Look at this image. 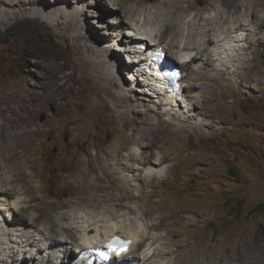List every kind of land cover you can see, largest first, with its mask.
Returning <instances> with one entry per match:
<instances>
[{
  "label": "rangeland",
  "instance_id": "rangeland-1",
  "mask_svg": "<svg viewBox=\"0 0 264 264\" xmlns=\"http://www.w3.org/2000/svg\"><path fill=\"white\" fill-rule=\"evenodd\" d=\"M102 1L103 7L100 8L97 6V2L100 3V1L71 0L73 8L83 9L79 11L83 13L81 17L83 22L81 34L85 37L84 41L75 39V33L72 31L75 28L74 26L66 30L64 28H67V24L61 25V20L58 24H53L51 16H48V19V17L42 16V18L40 15L35 14L36 6H29L30 8L21 10L17 5L10 9L13 15H9L4 9H0V148H5L9 143L4 142L5 135L7 136L8 133V135H15L21 131L20 127H24L22 121L17 119L18 117H13L8 113L7 105L9 102L7 101L9 97H16L17 107L24 104L29 105L32 95L29 89L35 84L41 86L43 82H39L40 78L46 77L48 82H52L55 72L61 79L64 76L69 77L75 74L72 80L67 83L65 90L60 92V96L65 99L58 103L59 106L54 102L48 104L45 113H41L36 119L37 128L45 125L47 131L49 128L56 126L57 129L53 130L56 135L50 136L47 132H40L42 134L38 135L34 132L33 134H26L27 136L18 135L15 140L17 142L14 144L18 146L13 151L19 158L17 157L14 161L15 165L13 167L29 177L30 186L40 187L36 192L38 197L41 198V195H43L41 193L42 186L46 194L44 201L57 202L58 193L61 189L57 178H60L61 174L69 175V172L58 168L57 164L60 163L61 158L69 153L71 148L76 147L75 143L72 142L73 129L76 126H81L80 128L85 131L80 142H88L84 143V146L88 148V153L92 156L97 153L98 145L101 147L100 158L106 160L105 164L107 166L110 164L113 178L112 184L106 183L107 179H105L103 187L106 185L109 189L99 193L95 199L96 201L90 203L89 198L78 199L74 197L62 199L66 206L57 210L54 213V218H59L61 214L69 215L70 220L59 224L72 227L73 237H69L62 232L55 235L50 230H45L44 225H40L41 232L39 230L36 233L37 231L33 229L30 233L38 234L35 238L43 242L39 243L38 247H24L23 244L20 246L19 243L21 241L19 237L23 232L16 230L19 229L18 227L14 228L11 227L12 225L7 226L4 224V233L0 236V264H71L73 257L70 258L71 260H66L64 257L58 260L60 254H55L56 252H53L55 254L53 261L49 259V250L44 251L46 238L53 239L56 242L68 239L69 242L75 243L80 237L79 230L81 226L84 223H94L98 220L106 222L107 230L112 227L127 233L134 228L142 230V222H146V219L142 216V211L149 206V199H161L168 201V204L173 203L176 205L178 201L198 198L199 208L204 210L209 208V211L193 216H189V214L188 216L192 219L181 220L179 231L183 229L181 232L184 233V238L188 236L199 237L201 241L204 240L210 245L220 244L229 230L228 225L238 233L244 226L250 227L252 231L251 224L256 222L258 224L259 222L263 223L264 227V43L259 45L244 41L243 45L247 47L246 49L249 52V60L240 61L242 63L235 62L227 69L223 64V60L221 61L224 58L221 57L219 61L215 60L213 62L220 67V70L224 71L225 75L221 78L215 74L216 70H212L210 74H215V81H208L204 84L199 82V84L196 80L197 76L191 73V67L194 70L197 69L196 71L202 70V73L210 69L209 59L206 56L208 53H205L206 55L204 54L205 56L201 59L199 57V61L191 63V67L188 69L184 64L179 63V51L176 46L174 47L176 42L180 43L181 38L176 39L168 33L162 35L159 31L162 30L160 24L158 26L155 24H151V26L141 25L146 23L142 22L143 16L140 13H135L134 7L122 4V6H119L122 10L114 9L111 1ZM223 3L224 0H196L195 2L191 0V14L200 13L204 18H208L207 16L213 18L215 17L213 7L215 5L223 7ZM37 7L44 8L42 4ZM254 9H251V12L256 13L255 16L258 15L257 17L263 19L264 0H258V5ZM166 11L169 12L167 7ZM133 13L136 17L128 20V16ZM175 18L179 19L178 16ZM122 21L123 24L124 21L125 23L130 22L131 28L121 27ZM137 24L149 26V31L153 27L151 32L153 36H151L155 38V33L160 37L162 36L161 42L160 39H156L155 42L159 43L163 49L165 48L167 52L166 60L179 64L183 72L187 74L183 94L186 96L185 100L191 105L193 104V111L188 112L187 108L184 107L181 109L176 108V106L167 107L165 105L170 104V102L157 100L155 98L157 96L153 95L142 81L139 80V84L136 85L129 80L132 77L125 70L123 61L127 65L129 63L122 54L121 56L118 55L121 52H118L116 48L118 45L124 46V44H127L122 41L126 38L124 33L129 35L136 33V30H138ZM215 25L218 31L221 29L219 36L222 29L228 28L227 24H223L219 20L215 22ZM249 29V32L254 31L252 28ZM62 32L67 36L65 41L61 37ZM249 32L247 31L246 34ZM239 36L241 37V35ZM174 40L176 41L174 42ZM220 44H223L224 47L227 43L221 42ZM219 50L214 49V54H217ZM98 52L104 53L101 57L105 62L109 59L113 63L120 56V64L115 66L112 69L113 71L110 70L109 72L108 70L107 75L109 78H105L103 74L96 75L101 72L100 65L94 64V61L97 63ZM191 54L195 55L196 51H191ZM85 61L90 63L87 67L88 81L84 88L81 82H75V78L81 76V72L77 68L83 62L85 64ZM113 79L118 87H112L113 83L111 81ZM60 82L63 83V81ZM196 82L197 84H195ZM39 89L37 91L40 93L41 89ZM96 89L101 91L99 96L95 94ZM130 90L132 91L130 92L131 96L143 103V107L138 110L132 111L125 106L129 104V101L121 93ZM120 97L123 98L120 99ZM161 102L163 103L162 106ZM181 103L184 106V101H181ZM98 104L104 109L102 115H98L99 112H94L95 107H99ZM103 104L105 107L102 106ZM104 114L107 116H103ZM188 115L194 116V119L189 123L185 122ZM10 119L15 120L14 125H12ZM149 119H152L157 127L154 128L156 129L154 131L155 138H157L154 145L159 147L156 148V151H158L156 157L158 159L167 157L170 160L162 166L146 165L140 161V154L144 152V149L136 140L139 135L134 127L139 125L143 130L152 132L153 128L150 126ZM161 119L169 120L177 127L184 126L186 132L184 134L181 132L184 137L182 135H180L181 137L178 135L171 137L167 134L164 136L158 129ZM63 120L65 122L66 120L72 121L71 124H66L63 123ZM108 120H111V122ZM108 125L110 126L108 127ZM138 132L143 131L139 130ZM30 134L31 136H29ZM95 136H98V138ZM187 136L189 139L185 138ZM188 142L190 143L188 144ZM123 144L124 147H122ZM142 144L147 145V141ZM118 151H123L124 154L121 165H115L113 161L108 160V156ZM130 153H132V157H129ZM85 156L86 153L83 154V157ZM75 180L78 179L75 178ZM1 182L3 184L2 179ZM3 185H6V183L4 182ZM186 186L188 189L185 188ZM150 191L155 192L153 197L149 195ZM80 193H83V190ZM122 193H128L134 197L133 199L123 200L122 204L119 205L120 208L117 204L121 200ZM112 198L117 201L110 203L109 199ZM3 200H7V204H11L10 207H15L12 204L15 202L19 206L41 205L40 200L32 201L30 202L32 204H30V197L25 194L9 195ZM173 200L176 202H172ZM93 203L96 206L92 205ZM9 206L4 207L6 215H11L9 213L12 212V207ZM30 215H37L34 207L30 210ZM17 218L21 217L18 216ZM134 223L136 226H133ZM161 233L166 236V231L163 230ZM217 241L218 243H216ZM149 243H152V241H149ZM41 247L42 249H39ZM154 247L162 249V240H158ZM228 247L230 248L231 245H228ZM145 250L146 247L137 250L135 257H131V260L143 264L138 255L143 254ZM72 254L76 255L77 253L71 249ZM13 255H15V258ZM181 259L180 257L177 259L172 257L163 261L158 260L155 263L153 260L151 263L177 264ZM206 263L210 264V261H206Z\"/></svg>",
  "mask_w": 264,
  "mask_h": 264
},
{
  "label": "bare ground",
  "instance_id": "bare-ground-1",
  "mask_svg": "<svg viewBox=\"0 0 264 264\" xmlns=\"http://www.w3.org/2000/svg\"><path fill=\"white\" fill-rule=\"evenodd\" d=\"M97 1H100V3H98ZM109 1H111L112 4L114 5V7H112L114 9L115 8L120 9L119 6H122V4L123 5L127 4L128 6L134 7L135 13L136 14L140 13L143 16L142 22L144 21V23H146V24H141V25H150L151 26V24H155L158 26V24H160L162 30H159V31L162 35L168 33V35L169 34L173 35L176 39L181 38V40H179L180 43L176 42L174 44V47L176 46V48H178V51H179V59H180L179 63L184 64L188 69H190L191 63L193 64L195 61H199V59H198L199 57L201 59L203 56L206 55L205 53H208V51H210V50H214V49L216 50V48L220 49L219 50L220 59H221V57L224 58V59H221V61L223 60L224 66L227 69H229L230 65L235 63V62H240V61L245 62V61L249 60V57H248L249 52L246 49L247 47H245V45H243L244 41L246 43H257L259 45H261V43H264V18L261 19V18L257 17L258 15L255 16L256 13L251 12V9L255 10L254 8L258 5V0H238V1L237 0H224V3L222 4L223 7H219L216 5L213 7V11L215 12V17H213V18L209 17V16H207L208 18H206V17L204 18V17H202V15L200 13H198V14L196 13V14L192 15L191 14V11H192L191 0H165V1L163 0L162 2L160 0H109ZM195 1L196 0H192V2H195ZM96 2H97L98 7H100V8L103 7V5H102L103 1L102 0H96ZM41 4L44 6L43 9L37 7ZM17 5H19L21 10H25L26 8H30L29 6H31V7L36 6L35 7L36 8L35 14L40 15L41 17L43 16L45 18H47L48 16H51L52 17L51 22L53 24H55V23L58 24V22L61 20L62 21V22H60L61 25H64V23L67 24V28L66 27L64 28L66 30L68 28H70L71 26H74L75 28H73L72 31L75 33V39L78 41H84L85 40V37L83 36V34H81V30L83 28V22H82L81 17L83 16V13H82V11H79L80 9L81 10H83V9L78 8L79 10H77V9L73 8L71 0H52V1H50V0H0V9H4L6 11V13H8L9 15L10 14L13 15V13L11 12L10 9L14 8ZM80 5H81V3H80ZM166 7L168 8V11H169L168 13L166 11ZM120 10H122V9H120ZM127 10H128V8H127ZM33 12H34V10H33ZM125 14H127V13H125ZM177 16L179 17L178 20H177V18H175ZM134 17H136V16L133 13L132 15L128 16V20H132V18H134ZM186 17H189V18H186ZM48 19H49V17H48ZM217 20H219V22H223V24H227V26H228L227 29H225V30L222 29V33L220 34V36H219V31H221V29H219V31H218V28L216 27V25L214 26V24ZM129 23H125V21H124V24H123V21H122V24L120 26L124 27L125 29H129V28H131ZM223 26H225V25H223ZM148 27L149 26L138 25V28H137L138 30H136V33H131L130 35L122 32V33H124V36L126 35V38L122 41L124 43H127V44H124V46L118 45L116 50L118 52H121L123 50V48L126 47L125 45H129L131 43H132V45H134V44L138 43L139 39H142V38H140V34H145L149 38V40H151V42L149 43V46L154 45L153 47L160 48L161 45H159V43H157L155 41H156V39L157 40L160 39V42H161L162 36L160 37V35H157L155 33L156 36L154 35L155 38H153L152 37L153 35L151 34L153 27L150 28V31H149ZM249 28L254 29V31L251 30L249 32V30H250ZM247 31L249 32L248 34H246ZM134 32H135V30H134ZM238 33H240L239 35H241V37L239 35H237ZM61 34H62L61 37L65 41L67 39V36H65L66 34L63 32ZM119 34H121V33H119ZM214 36H215V38H214ZM198 37H200L199 41H198ZM171 38H173V37H171ZM175 41L176 40H174V42ZM221 42L227 43V44H225V46L223 47V44H220ZM196 44H197V46H196ZM109 46H111V45L109 44ZM213 47H215V48L213 49ZM143 50L145 52H147V54H149V51L146 50V48H144ZM163 50L165 51V48ZM182 51H190V52L196 51V54L194 55L191 62L185 63V62H182V59L185 58L186 55H184V56L181 55ZM97 55H98V60H96L97 63L94 61V64L100 65V68H101L100 71L101 72H98L96 75L103 74V75H105V78H106V77H108V75H107L108 70L110 72V70H112L115 66H118L120 64V60H119L120 58L119 57L121 56V53L118 54V55H120V56H118V59L113 61L114 64L109 59H108V61L106 60L107 62L103 61V58L101 57L102 55H104L103 52H98ZM208 55H206V56L209 59V61L208 60L207 61H208L209 66L211 67L210 69L205 70L202 73L201 72L202 70L196 71L197 69L194 70V68L191 67V73L195 74L197 76L196 77L197 79L196 78L195 79L197 80L198 83L200 82L201 84H204L208 81H215V78H214L215 74L220 76L221 78L225 75L224 71L220 70L219 69L220 67L218 65L214 64L213 61H215V59L209 53H208ZM165 58H167V52H166ZM219 60H217V61H219ZM205 61H206V59H205ZM242 62H240V63H242ZM89 63L86 62L84 64V62H83V64L80 65L79 68H77L81 72V76L75 78V82H77V81L81 82L83 84L84 88H85L86 82L88 81L87 67H88ZM149 65H151V64H149ZM142 67H144V65ZM92 69L94 70V68H92ZM212 70H214V71L216 70V73L211 75L210 73H212V72H210V71H212ZM95 71H96V69H95ZM128 72H129V75H131V77L133 79V77H135V74H133L134 72L131 69H128ZM74 76H75V74H73L69 77L64 76L61 79V77L58 76L57 72H55L52 82H48V80H47L48 78H46V77H43L42 79L40 78L39 82H43L42 85L39 86L38 84H35V85L31 86L29 89L30 92L32 93L31 98H30L31 101H30L29 105L24 104L23 106L17 107L16 106L17 101H16L15 96L9 97V100L7 101V102H9L7 105L8 106L7 107L8 113L11 114V116H13V117H18L17 119L19 121H22V124L24 127H20L21 131L19 133H16L15 135H11V134L8 135L9 133L7 134V136L5 135L4 136V142L6 141V144L8 142L10 144L8 143V145L5 148L4 147L0 148V236L2 233H4V231H3V227H5L4 224H6L7 226L12 225L11 227H14V228L18 227L19 229H16V230L23 232V234L19 237L21 239V241L19 242L16 240L17 242L20 243V246H21V244H23L24 247H26V246L38 247L39 243L43 242L42 240H38L35 238V236H38V234L37 235L33 234V232L30 233V231H32L33 229H35L37 231L36 233H38L39 230L41 232V229L39 228L40 225L41 226L44 225L43 227L45 230H50L51 232L55 233V235L58 232H62L69 237H71V236L73 237L74 232H73L72 227L61 226L59 224L60 222L70 220L69 215L61 214L59 218H54V213L57 210L61 209L62 207L66 206V203L62 202V199L67 198V197H74V198H78V199L89 198L90 203H91L92 201H96L95 199L98 197L99 193L104 192L105 190L109 189V187L106 185H104V187H103L105 179H107L106 183L112 184L113 178H112V174H111V166H110V164L107 166L105 164L106 160H104V158H103V160H102V158H100V153L102 151L101 147L98 145L97 153L94 156H92V154L88 153L89 152L88 148L84 146L85 145L84 143H86L87 141L80 142L81 139H83L82 138L84 136L83 132L85 131V130L83 131L80 128L81 126H76L73 129L74 130V133H73L74 137H73L72 142L75 143L76 147L72 149L69 146L71 148L69 150V153H67L63 158L60 157L61 158L60 163L57 164L59 166L58 168H60L63 171L69 172V175L61 174L60 175L61 179L57 178L58 185L61 187V189L58 193L57 202L50 203V202L44 201L46 198V194L44 193V187H42V186H41V193H43V195H41V198L38 197L36 192H37V189L40 187L38 186V188H35L36 185L30 186L29 177L27 175H25L24 172L13 167L15 165L14 161H16V159L18 157L17 154L13 151L18 146V145H14L17 142V141L15 142V140L18 137V135L25 136L26 134L28 135L29 133L33 134V132L37 133V135L42 134L40 132H47V133H49L50 136L56 135L55 132L53 131V130L57 129L56 126L49 128L47 131L45 129V125L41 126L40 128H37L36 126H38V125L36 124V119H38V116L41 115V113H45V111L47 110L48 104H50L52 102L58 104L62 99H65V98H62L60 96V92L65 90L67 83L69 81H71ZM186 76H187V74H185V72H183V78L184 79L182 78V80H181L183 87H185ZM141 78L143 79L142 83L147 86L146 88H148L153 95L157 96V97H155L157 100H159V101L160 100H166V101L170 102V104H167V105L164 104L165 106H167V107L168 106H176V108L178 107L179 109L184 107V108H187L188 112L193 111V107H192L193 104L191 105V103H189V102H187V100H185L186 96L183 95L182 91L180 92L179 96L170 95V94L165 95L163 92H159V88L161 86L160 82H158L156 77H154L150 72H144L142 74ZM141 78H139V79L136 78L132 82L137 85V84H139L138 81L139 80L141 81ZM129 80L131 81V78ZM194 80H192V81H194ZM60 81H63V83ZM112 81H114V82H112ZM112 81H111V83H113L112 87H118V84L115 82V80L113 79ZM197 82L195 84H197ZM38 88L41 89L40 93L37 91ZM100 92L101 91L96 89V92H95L96 96L97 95L99 96ZM130 92H132V91L131 90L127 91V92L122 91L121 94L125 95L124 98L127 101H129V104L125 105L124 103H122V102L121 103L123 105H125L126 107H128L129 109H131L132 111L138 110L141 107H143V103H141V101H139L137 99H134L133 96H131ZM122 98L123 97H120V99H122ZM24 100H25V98H24ZM27 101H28V99H27ZM181 101L182 102L184 101V106H182ZM110 102H111V100H110ZM156 102H158V101H156ZM162 105H163V103L161 104V106ZM58 106H59V104H58ZM102 106H104V104ZM109 107H108V109H109ZM191 107H192V109H191ZM95 108L96 109L94 112L95 113L99 112L98 115L103 113L102 110H104V109L101 108L100 105H99V107L97 106ZM81 113H82V111H81ZM176 114H178V113H176ZM98 115H97V117H98ZM190 115H188L186 117L185 122L189 123L190 121H192L194 119V116L193 115L190 116ZM103 116H107V115L104 114ZM7 120H8V118H7ZM10 120H11L12 125H14L15 120L14 119H10ZM63 121H64L63 123L67 124V123H70L72 120H66V122H65V120H63ZM108 121L111 122V120H108ZM149 122H150V126L153 128L152 132H147L146 130H143V128L139 125L134 127L137 130V133L139 135L136 138V140L139 143V145H142V148L144 149V152H142L140 154V161L146 165L150 164V165H154V166H162L163 164H165L169 160V158L162 157V158L158 159L156 157L158 154L157 153L158 151H156V148L158 146L155 147V145H154L155 139H157V138H155L154 131L156 129H154V128H157V127L154 125L152 119H149ZM83 124H81V125H83ZM134 124H136V123H134ZM109 126L110 125H108V127ZM158 129L160 132H162V134H164V136H165V134H167V135H170L171 137L174 135H178L179 137H181L180 136V135H182L181 132H183V134L186 132V129L184 128V126L177 127L175 124H173L169 120H163V119L160 120ZM2 130H3V128H2ZM139 130H142L143 132L139 133L138 132ZM96 134H98V133H96ZM29 136H31V134ZM45 136H47V135H45ZM1 137H3V136H1ZM95 137L98 138V136H95ZM41 138H40V140H41ZM185 138L189 139L188 136ZM179 140H181V139H179ZM145 141H147V145L144 146L142 143H144ZM36 142H37V140H36ZM79 143H81V144H79ZM189 143L190 142H188V144ZM25 144H26V142H25ZM124 144L122 145V147H124ZM21 145H22V143H21ZM38 145H40V144H38ZM32 147H33V145H32ZM67 150H68V148H67ZM42 153H44V152H42ZM85 153H86V156L83 157V154H85ZM106 156H107V154H106ZM129 157H132V153L129 154ZM123 158H124L123 151L122 152L118 151L117 153H114V154L112 153V155L108 156V160L113 161L115 165H121ZM151 160H152V162H151ZM96 161L99 162V165H98V162L96 164ZM22 163L24 164V162H22ZM106 167H108V168L105 169ZM186 167H187V165H186ZM186 169H188V168H186ZM77 176H79V177H77ZM75 178H77L78 180H75ZM1 179L3 181V184L5 182L6 185L2 184ZM80 187H82V188H80ZM185 188H187V186ZM82 190H83V193H80ZM153 191H154V189H153ZM23 194L30 197L31 201H29V203L32 201L40 200L41 205L38 206V205L33 204L32 206H28V205L27 206H19L15 202V203H12L13 205H15V207L11 206L12 212L9 213L11 215H6L4 207L9 206L11 204L9 203V201H8L9 205L7 204L8 199L6 201L3 199L7 198V196H9V195L11 196V195H23ZM154 194H155V192L149 193V195L152 197ZM133 197H132V195H130L128 193H122V197L120 198L121 200H119L118 204L117 203L116 204L118 207H120L119 205L122 204L123 200H128L131 198L133 199ZM114 201H117V200H115L113 198L109 199L110 203H115ZM197 201H198V198L190 199V200L185 199L182 202L178 201L179 203L177 202V204L174 205L173 203L171 204L170 202H169L170 204H168V201L166 202V201L161 200V199L160 200L149 199V202H148L149 206L144 208V210L142 211V216L144 217V219H146V222H144V223L142 222V227H143L142 230L140 228L139 229L134 228L128 233L126 231H123V230L120 231V230H118V228L115 229L116 227L115 228L112 227V228L107 230L106 229L107 226L105 224L106 222L103 220H98L94 223H88V224L84 223V225H82L80 230H79V233H80L79 239H77V241L74 240L75 243L69 242L70 240L68 241V239L66 241L60 240L59 242H56L53 239L46 238V240L44 242L45 243V247H44L45 250L44 251L49 250V253H50L49 259L52 261L54 259L53 257L55 256V254H60L58 257V260L61 259V257L62 258L64 257L67 260V259L71 258V249L74 250L75 253H79V251H77V249H79V248L82 250L83 247L87 246V245L92 246V245H96V244H98V245L107 244V242L110 241L113 236L118 235V236H120V238L123 237L125 240H129L131 244L129 246V252L126 255H124L123 257H121L120 259H117V260L115 259V261H114L115 264H118L120 261L131 260V257H135L136 251L143 248V247H146L145 252H143V254H140V256L138 255V258L140 257V259L143 261V264H152L151 262L153 260L155 263L158 260L163 261V260H167L168 258H172V257H175L176 259L179 257L182 258L177 264H207L206 261H210V264H264V227H263V223H261V222H259V224H258V222L254 223V224L252 223L251 224V227L253 228L252 231L250 230V227L244 226L243 228L240 229V231H239L240 233H238L235 230H232V227H230L228 225L229 230L227 231L225 238L223 240H221L219 245H210L204 240L201 241V239L199 237L194 238V237L188 236L187 238H184L185 237L184 233L181 232L183 229L181 231H179L180 230V221L183 219H192V217H189V216H193L194 214H199V213L202 214L205 212L207 213L209 211V208H207L206 210L199 208L200 205H198ZM43 202H44V204L42 205ZM98 202H100V201H98ZM172 202H176V201L173 200ZM30 204H32V203H30ZM92 205H95V203H93ZM33 207L35 208V210L37 212V215H35V216L30 215V210ZM110 212H111V210L109 209V213ZM18 216H20L21 218H17ZM112 217H113V215H112ZM133 226H136V224L134 223ZM21 227H22V229H21ZM109 227H111V226H109ZM121 229H123V228H121ZM35 230H34V232H35ZM163 230L166 231V236H164L161 233V231H163ZM12 236H13V234H12ZM158 240H162V245H163L162 249H159L158 247H154V244H156V242H158ZM10 241H11V238H10ZM149 241H152V243H149ZM216 243H218V241ZM228 245H231V247L229 248ZM92 247H95V246H92ZM39 249H42V247ZM53 252H56V253L53 254ZM89 253L87 254V256H89ZM51 254H53V255H51ZM13 256L15 258V255H13Z\"/></svg>",
  "mask_w": 264,
  "mask_h": 264
},
{
  "label": "clouds",
  "instance_id": "clouds-1",
  "mask_svg": "<svg viewBox=\"0 0 264 264\" xmlns=\"http://www.w3.org/2000/svg\"><path fill=\"white\" fill-rule=\"evenodd\" d=\"M140 38H142V39H139L138 43H136L134 45H132V43H131V44L127 45L125 48H123V50L121 51V54L124 56L125 60L129 63V65H127L123 61V66L125 67V70L128 72V69H131L134 72L133 74H135V77H133V79L131 78V81H134L136 78H138V79L141 78L142 74L144 72H150L154 77H156L157 81L160 82L161 86L159 88V92H163L165 95L170 94V95L179 96L180 92L182 91V93H183V91H184L183 84L181 81L183 78V70L181 69V66L176 64L177 66H179V68H178L176 66H173L175 63L168 62L165 58L166 52L161 47L160 48L153 47L154 45L149 46V43L151 42V40H149V38L145 34H140ZM144 48H146V50L149 51V54H147V52H145L143 50ZM208 53L215 60L220 59V56H219L220 52L219 51L217 54H214L213 50H210ZM181 55H183V56L186 55V57L182 59V62H185V63L191 62L193 57H194V55L191 54L190 51H182ZM149 64H151V65H149ZM143 65H144V67H142ZM164 67L171 68L172 70L177 71L180 74L179 83L181 86H180V91L178 93L172 92L171 86H169V84H167V82H165V80H163V78L161 76L163 73V70H160V69H162ZM141 81L143 82L142 78H141ZM116 237L120 238V236L117 235V236H113L112 239L116 238ZM121 238H123V237H121ZM110 241H108V242H110ZM108 242H107V244H108ZM107 244H102V245L96 244V245H92V246L104 249L107 246ZM92 246L87 245V246H84L82 250L80 248L77 249V251H79V253H77L76 255H74V254L71 255V258L73 257L71 264H88V263L98 264L99 261L96 258H94V260H93V258L88 259V256L84 257V253H88L89 252L88 248H90ZM83 251H85V252L82 253ZM128 252H129V250H128ZM128 252L122 253L119 255H113L107 264H115V262H114L115 259L116 260L120 259L124 255H126ZM80 254L83 256L82 261H79L78 263H76V258ZM121 263H126V264L137 263V264H139V261L125 260V261H120L118 264H121Z\"/></svg>",
  "mask_w": 264,
  "mask_h": 264
},
{
  "label": "snow or ice",
  "instance_id": "snow-or-ice-1",
  "mask_svg": "<svg viewBox=\"0 0 264 264\" xmlns=\"http://www.w3.org/2000/svg\"><path fill=\"white\" fill-rule=\"evenodd\" d=\"M117 243L120 244L119 241H117ZM110 247H111V246H110ZM113 250H114V251H123V250H125V248H124L123 244H121L119 248H113Z\"/></svg>",
  "mask_w": 264,
  "mask_h": 264
},
{
  "label": "water",
  "instance_id": "water-1",
  "mask_svg": "<svg viewBox=\"0 0 264 264\" xmlns=\"http://www.w3.org/2000/svg\"><path fill=\"white\" fill-rule=\"evenodd\" d=\"M173 66H176V67H178V68H179V66H177L176 64H174Z\"/></svg>",
  "mask_w": 264,
  "mask_h": 264
},
{
  "label": "trees",
  "instance_id": "trees-1",
  "mask_svg": "<svg viewBox=\"0 0 264 264\" xmlns=\"http://www.w3.org/2000/svg\"><path fill=\"white\" fill-rule=\"evenodd\" d=\"M125 65V64H124Z\"/></svg>",
  "mask_w": 264,
  "mask_h": 264
}]
</instances>
